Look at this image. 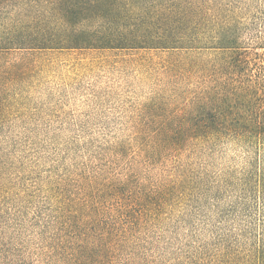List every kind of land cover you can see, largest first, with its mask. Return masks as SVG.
Wrapping results in <instances>:
<instances>
[{
	"label": "rangeland",
	"instance_id": "1",
	"mask_svg": "<svg viewBox=\"0 0 264 264\" xmlns=\"http://www.w3.org/2000/svg\"><path fill=\"white\" fill-rule=\"evenodd\" d=\"M219 4L222 24L227 9L235 10L236 57L216 49L4 56L23 70L0 96V248L11 253L6 256L33 264L31 225L38 212L46 218L58 206L56 193L72 200L92 193L106 210L100 228L127 229L121 264H245L254 255L264 213L255 185L264 144L203 145L188 134L196 92L205 86L216 92L219 79L220 92L231 96L242 85L240 66L247 64L252 80L264 67V0ZM109 185L124 192L127 204L137 193L153 206H132L139 219L130 227L114 211L119 202L106 201Z\"/></svg>",
	"mask_w": 264,
	"mask_h": 264
},
{
	"label": "trees",
	"instance_id": "2",
	"mask_svg": "<svg viewBox=\"0 0 264 264\" xmlns=\"http://www.w3.org/2000/svg\"><path fill=\"white\" fill-rule=\"evenodd\" d=\"M226 12L227 22L222 24L219 0H0V96L23 73L21 67L4 60L10 52L216 49L231 51L236 57L241 43L236 37L235 10L229 7ZM247 67L243 64L238 69L242 85L234 87L231 96L220 92L219 79L216 92L211 94L207 86L196 92L187 123L191 142L212 146L228 139L245 148L257 141V147L263 146L264 67L253 80L245 74ZM255 185L264 203V167ZM104 193L106 201L119 202L114 211L127 216L130 227L139 219L130 214L132 206L138 204L142 210L153 206L152 200L143 202L137 193L131 194L132 204H127L121 199L124 192L114 185L104 187ZM56 197L58 206L47 209L46 218L38 212L40 217L31 225L35 246L31 262L121 264L119 255L129 243L127 229L117 223L107 231L100 228L106 210L93 200L92 193L76 200L66 194L56 193ZM262 216L257 251L245 264H264V213ZM8 253L0 248V264H22L23 260L13 254L11 259Z\"/></svg>",
	"mask_w": 264,
	"mask_h": 264
}]
</instances>
